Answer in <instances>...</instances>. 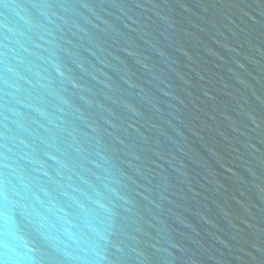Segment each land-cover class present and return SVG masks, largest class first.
Returning a JSON list of instances; mask_svg holds the SVG:
<instances>
[{
    "label": "water",
    "instance_id": "1",
    "mask_svg": "<svg viewBox=\"0 0 264 264\" xmlns=\"http://www.w3.org/2000/svg\"><path fill=\"white\" fill-rule=\"evenodd\" d=\"M0 264H264V0H0Z\"/></svg>",
    "mask_w": 264,
    "mask_h": 264
}]
</instances>
